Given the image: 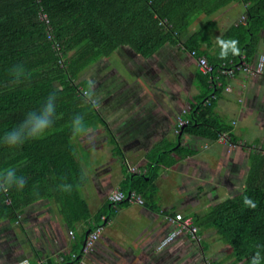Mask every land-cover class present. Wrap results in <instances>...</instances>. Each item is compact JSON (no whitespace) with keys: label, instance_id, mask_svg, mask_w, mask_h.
I'll use <instances>...</instances> for the list:
<instances>
[{"label":"trees","instance_id":"trees-1","mask_svg":"<svg viewBox=\"0 0 264 264\" xmlns=\"http://www.w3.org/2000/svg\"><path fill=\"white\" fill-rule=\"evenodd\" d=\"M232 2L244 4V20L228 26L211 52L202 47L212 46L214 21L210 18L182 42L198 16H211ZM263 29L264 0H0V137L28 112L39 111L50 93L57 94L54 124L42 139L15 149L0 143V171L11 167L26 179L22 190L15 185L6 193L0 190V220L18 223L23 210L41 199L59 204L68 227L90 216L80 195L87 177L72 142L80 135L73 133L71 121L80 114L88 128L105 122L87 98L89 84L77 77L88 65L121 46L131 47L142 57L153 55L165 44L194 52L195 57L204 56L212 70L206 74L196 71L199 93L190 102L187 122L180 126L182 134L216 141L227 133L236 143L239 137L233 124L215 111L227 78L220 71L231 65L230 61L235 66L250 63ZM232 39L239 42L240 53L228 50L221 58L219 41ZM110 141L115 154L122 155L114 139ZM172 153L192 155L195 150L185 147L180 136L176 142L156 144L147 158L170 166L177 161ZM157 173L158 168L148 173L129 172L121 188L127 187L125 194L135 191L147 204L156 189L153 180ZM244 181L239 194L211 205L204 216L196 217L203 227H213L230 247L231 261L214 259L208 261L210 264H249L257 250L264 264V147L249 154ZM64 184L71 185L70 192L61 190ZM246 199L256 207L247 205ZM128 203L127 199L109 202L114 208ZM102 211H108V219L115 209L110 212L106 205ZM95 221H102L100 214ZM79 250L74 245L60 264L72 261L73 254L77 255L73 261H78L82 255Z\"/></svg>","mask_w":264,"mask_h":264},{"label":"crops","instance_id":"crops-1","mask_svg":"<svg viewBox=\"0 0 264 264\" xmlns=\"http://www.w3.org/2000/svg\"><path fill=\"white\" fill-rule=\"evenodd\" d=\"M218 11H216L211 16H206L204 14L200 15L206 16L205 19L199 18V23L202 25L210 17V19L214 21V26L212 27L210 33L212 46L207 47L205 45H202V47L204 49L206 48L208 52H211L213 50L215 42L222 36L223 32L225 31L224 30L220 32L221 29H219L220 26L218 24V17L224 12L219 13ZM195 20L193 22H195ZM190 26L188 28L187 34L182 38V42L186 39V37H188L191 33L199 28L198 27L197 29L192 30ZM164 46H167V49L166 53L163 55L166 59L165 61H163V63L171 64L176 58L175 56H169V54L171 55L173 53H179L178 55L184 56L182 51L187 52L189 56L192 57L188 51L183 50L182 48H178L170 44H165L162 47ZM159 49L154 54H156ZM116 50L113 53H115ZM261 55H264V51H257L250 63H255ZM193 59L194 63L189 68V87H196L195 74L197 71V67L196 60L194 57ZM230 64H232L231 61ZM185 66L187 67L186 64L184 65V67ZM168 68L171 67L168 66ZM172 73L173 72L170 73V76H172ZM86 81L89 84V80ZM225 81L226 85L221 93L220 98L217 101L216 107L219 106L218 102L222 99L223 102L221 101V105L219 107L223 105L222 103H224V101H227V103H229L228 101L234 95H241L243 98L245 96L246 98L248 97V101L250 100V103L248 102V105H250L252 101L255 102L258 100V97L254 99L253 96L255 97L256 95L254 94H258L259 92H261V88L259 90L258 88L259 85H264V75H249L242 72L241 70H237L233 76H227ZM218 84H220V81L218 82ZM91 87L92 86L89 85V101L95 102L96 100L100 104V101L102 99L91 96ZM195 92L196 93L193 96L191 93H188L189 99L182 106H169L163 105L162 103L153 104L151 100H147L146 103L142 104V106L140 105V102H131L130 104L127 102L125 104L117 106L116 104L113 105L110 102V95L108 96V98H104L105 100L102 103V105L104 106V113L102 115V118L105 123L99 124L96 128L88 129L89 132H94L100 129V125L105 128L103 132L106 136V141L114 139L115 143H117L121 149L122 155H120L121 157H119L120 160L124 161V167H120L119 170L116 167L114 171L116 175H113L115 176L113 183L107 186L108 189L105 192L101 190L97 191L100 192V194H98L99 197L96 196L93 191L85 193L83 192V189L87 184L89 178L84 171L87 177V181L85 185L81 187L80 195L88 205L90 216L87 219L78 221L77 223H75V225H72V227H68L66 225L60 211V206L57 202L53 201L55 205L53 206L51 202L52 200H39L38 202H46L44 206L45 209L49 210L50 208L51 211L56 212V215H54L52 221L56 220V222L60 221L62 223V226H60V230L61 228L63 229L66 227L67 230L65 229L61 234L59 233L57 235H54V229H50V237H48V239H46L45 241V235H43V233L40 234L39 237L41 242L39 244L41 247H39L38 249L34 248L33 251L29 254L30 257L21 255L17 258V260L12 261L11 264H19L20 262L24 261L29 264H37V261L40 259L45 260L50 264H60L62 263L60 262V258L64 259L65 256H68V254L73 251L74 245L79 246L81 244L79 250L81 251L87 233L92 230V227L95 226H102L103 228L92 249L82 256L83 264H206L208 261L216 259L211 258L210 254L206 253L208 251V247H206L207 244L202 245L204 243H202V240L204 238L203 235L206 236V234L208 233L209 238H211L213 237L214 233H217V231L213 227H203L202 223L201 225L199 224L200 219H196V217L204 216L206 212L200 213L199 210L197 211V208L199 206H204L203 209L205 208L208 195H211V197L214 196L212 195V192L216 193L222 190H225V192H232V188H234V185L243 186V184H245L244 180L248 172L247 161L249 154L254 151L259 152L261 150L253 147L255 146V144H253L252 146L247 145V141L240 138H238V140L236 141L238 145H236L235 147H231L228 144L219 143L217 141L192 136L189 134H182V130L179 126V120L188 119L187 116L190 114V102L199 93V89L197 87L195 88ZM155 98H158V96H156ZM94 107L96 110H98L97 106ZM124 110L130 112L127 115V118H131L129 121L132 122L133 126L129 124V121H127L125 118L122 121H117L118 112ZM248 110L249 109L247 108V106L246 109L244 108V106H242L241 114L239 116L238 114L236 116H232L233 118H231V121H229L228 123L233 124V132L235 130V125L239 121L240 117H246L248 114ZM168 111H170V116L165 114ZM180 136L181 141L185 147L195 150L194 154L180 155L172 153L171 156L176 158L177 161L175 164L170 166H166L163 164L159 165L157 161L148 160V153L153 148V146L159 143L176 142V140H178ZM122 142H125L126 144L123 148L121 147ZM133 142L135 144L134 147L132 146ZM239 144L241 146H239ZM236 147L240 148L241 151L234 152V149H236ZM252 147L253 149L246 155L247 149L249 150V148ZM140 152H142V154ZM204 152H207V154H205L203 158H200L202 157V153ZM228 152H230L229 154H231V156L226 155L227 160H225L224 155L228 154ZM240 153H244L243 156ZM130 154H132V159L128 160L127 158ZM238 154H240V156L237 157L236 155ZM235 157L238 160H235ZM206 158L207 161H205ZM234 161H236L235 166L232 165L233 163H235ZM205 163L217 166V168H215L216 170L212 171L214 177H208V170L205 167ZM231 165L234 166V170L232 172L229 171ZM156 168H158V173L153 180V184L156 187L153 195L157 191L161 190L162 183L159 184V182L162 181L160 180H165V178H168L172 181L170 173L168 172H174L182 175L185 179V182L187 181V183L191 185L192 190L197 192V194H200L201 191L204 193V205H202L200 201L198 203V206H195L198 200L189 201L185 199H179L178 197L174 198L173 196L164 197V199H161V201H159L158 199H156V201H153L152 196L147 204H135L129 202L128 204L117 208H114L113 204H109L108 194L113 189L122 190V182L124 181L127 174H129V172L148 173L152 172V170ZM221 169H223L224 171L223 177L221 175ZM240 172H243L242 176ZM225 174H229V176L226 177ZM91 181H95L96 185L101 182L99 179H97V177H95L94 180ZM169 187H172L171 184L169 185ZM177 188H179V186H177ZM168 190L169 188L167 189V191ZM233 196H235V194L229 197ZM97 197L98 200L96 199ZM106 205H108L110 212L112 209H115L112 216H110L108 219L105 214L108 211H102ZM58 213L59 215H57ZM176 213H182L184 218H188L191 221V224L197 227V236L196 238L192 237L189 231L185 229L182 232L176 234L166 244H162V242L171 234V232L175 231L178 227L175 221H172L168 218L170 216H174ZM98 214L101 215L102 221L96 224L95 220ZM18 223H21V221L19 220ZM70 231H72V235L70 234ZM47 233L48 231H46V236ZM65 233L67 234V238H69L67 240V243L66 239L64 240L62 237ZM47 252L50 254H48Z\"/></svg>","mask_w":264,"mask_h":264},{"label":"rangeland","instance_id":"rangeland-1","mask_svg":"<svg viewBox=\"0 0 264 264\" xmlns=\"http://www.w3.org/2000/svg\"><path fill=\"white\" fill-rule=\"evenodd\" d=\"M218 12H224L218 17V24L220 26L219 29H221L220 32H222L231 24L244 20L245 7L244 4L240 2H234L227 5V7L225 6L224 8H221ZM199 18L205 19L206 16H200L195 20V22L191 23L190 28L192 30H195L202 25L199 23ZM166 49L167 46H164L153 56L142 57L129 46L118 47L116 52L111 54L109 57H100L94 63L84 68L78 74L77 79L89 80V82H91V96L102 99L100 104L96 100L93 102L94 106L98 107L97 112L100 113L101 116L104 113V106L102 103L105 100L104 98H108L109 95L111 96L110 102L113 105L116 104L117 106L127 102L129 104L131 102H140V105L142 106V104L146 103L147 100H151L153 104L162 103L163 105L169 106H182L189 99L188 93H191L192 96L196 93V87L191 85V87H189V68L193 65L194 59L193 57H190L187 52L181 50L184 56L178 55L179 53L169 54V56H175L176 58L171 64L163 63V61L166 60L163 56L166 53ZM257 51H264V29L260 33V41ZM185 64L187 67H184ZM168 66L171 68H168ZM171 72H173L172 76H170ZM255 76H259V74ZM76 82L78 81L76 80ZM260 88L261 92L254 94L256 95L255 97L253 96L254 99L258 97V100L255 102L252 101L250 105H248V102L250 103V100L248 101V97L246 98L245 96L243 98L241 95H234L228 101L229 103H227V101L222 103L223 105L221 107L223 108L219 107L221 105V101L223 102V99L218 102L219 106L216 107V111L220 117L224 121L229 122L231 121V118H233V115L236 116L238 114L239 116L241 114L242 106H244L245 109L247 106L249 109L248 114L246 117H240L239 121L235 125L234 133L237 134L240 139L246 140L248 143L247 145L252 146L255 144L253 147H256L258 150H261V148L264 147V85H259L258 90ZM156 96H158V98H155ZM129 113V111L125 110L118 112L117 121H122L124 118L129 121L131 119L127 118ZM169 113L170 111L165 114L170 116ZM129 124L133 126L130 121ZM99 128L100 129L94 132L88 131L87 133L72 139V142L76 146L84 171L90 178H88V182L85 185L83 192L93 191L96 196L100 194V192L97 191L101 190L105 192L108 189L107 186L113 183L115 178L113 175H116L114 172L116 167L118 170L120 167H124V161L120 160L121 156L118 154L116 155L113 151V145L110 144L111 141H106V136L103 132L105 128L102 127V125H100ZM89 137H91V139H89ZM125 145V142H122L121 147L123 148ZM134 145L135 144L133 142L132 146L134 147ZM239 146L241 145L239 144ZM238 147L234 149V152L241 151ZM253 147L249 148V150L247 149L246 155L250 153ZM140 153L142 154V152ZM229 153L230 152L224 155L225 160H227L226 155L231 156ZM205 154H207V152L202 153V157L200 158H203ZM240 154L236 156L238 157ZM243 154L241 155L243 156ZM127 159L131 160L132 154H130ZM235 160L238 159L235 157ZM205 161H207V158ZM234 162L235 163L232 165L235 166L236 161ZM232 165L229 169L230 172L234 170V166ZM205 167L208 170V177H214L212 171L216 170L215 168H217V166L205 163ZM221 170V175L223 177L224 171L223 169ZM168 173H170L172 181L168 178H165L167 181L164 179L160 180L162 181L159 182V184L162 183L161 190L157 191L153 195V201H156V199L161 201L164 197L173 196L174 198L178 197L179 199L189 201L198 200L195 206H198L200 201L201 204L204 205V193L202 191L200 194L193 191L191 185H189L187 181L185 182L184 177L179 173ZM240 173L242 176L243 172ZM225 176L228 177L229 174H225ZM95 177L101 181L98 185L95 184V181H91L94 180ZM170 184L172 187H169ZM177 186H179L180 189L177 188ZM243 187L244 184L243 186L234 185V188H232L233 191L231 190L232 192H225V190L216 193L212 192V195L214 196L211 197V195H208L205 208L203 209L204 206H199L197 211L199 210L200 213L207 212L211 205L231 195L239 194L243 190ZM168 188L169 190L167 191ZM121 189L125 193L128 191L125 185H123ZM98 197L96 198L97 200ZM51 202L53 206H55L54 202ZM45 204V201H40L26 207L19 215L21 223H12L6 219L0 220V264H11L12 261L17 260V258L21 255L30 257L29 254L34 248L38 249L41 247L39 244L41 242L39 237L40 234L43 233V235H45V241L48 237H50V229H54V235H57L59 233L61 234L67 228L65 226L66 228H61L60 230L62 223L60 221L56 222V220L52 221L56 212L51 211L50 208L49 210L45 209ZM57 215H59V213ZM46 231H48L47 236ZM62 237L64 240L66 239L67 243V240L69 239L67 238V234H63ZM203 237L202 243H204L202 245L207 244L208 251L206 253L210 254L211 258L223 259L225 260V263L232 260V258L229 257L230 247L218 233H214L211 238H209L208 233L206 236L203 235Z\"/></svg>","mask_w":264,"mask_h":264},{"label":"clouds","instance_id":"clouds-1","mask_svg":"<svg viewBox=\"0 0 264 264\" xmlns=\"http://www.w3.org/2000/svg\"><path fill=\"white\" fill-rule=\"evenodd\" d=\"M219 43L222 48L221 58L227 54L228 50H231L234 55L240 53V48L238 46L239 42L235 39L229 41L220 40ZM89 85L91 86V82H89ZM56 99L57 94L55 92L50 93L39 111L28 112L23 121L11 130L5 132L3 137H0V143L10 149H15L22 146L27 141L42 139L53 127L56 114ZM71 128L76 135H83L89 131L84 117L80 114H76L73 117ZM89 139H91V137H89ZM25 184L26 179L23 176H17L14 168L8 167L0 171V190L3 192L6 193L13 185H15L18 190H22ZM60 187L62 191H71V185L64 184ZM245 203L253 208L256 207V204L251 199H246ZM80 252H82V248ZM83 255L82 252L81 257ZM261 262V252L257 250L251 257L249 264H261Z\"/></svg>","mask_w":264,"mask_h":264},{"label":"built area","instance_id":"built-area-1","mask_svg":"<svg viewBox=\"0 0 264 264\" xmlns=\"http://www.w3.org/2000/svg\"><path fill=\"white\" fill-rule=\"evenodd\" d=\"M42 18H44V14H40ZM162 22H166V20H163ZM161 22V23H162ZM51 38V36L49 37ZM190 55L195 58L196 60V67L198 70H200L202 73L206 74L211 72L212 68L211 66L207 63V60L204 56H199L195 57L194 52H190ZM237 70H241L244 73H247L249 75H264V55L259 56L258 60L251 64V63H246V62H241L240 65L235 66L234 64L229 65L228 67L222 68L220 71L221 74H225L227 76H233ZM218 78V77H216ZM81 90V88H80ZM81 93L86 94L85 91H82ZM187 122V120L180 119L179 120V126L184 125ZM219 143H224L228 144L231 147H235L237 143L231 142L228 138L227 133H222L219 135L218 139L216 140ZM133 171V170H132ZM124 199H127L130 203H135V204H143L144 200L141 195L136 194L135 192H129L128 194H125L122 190L120 189H113L109 194H108V200L109 202L116 203L119 201H122ZM170 220L175 221L178 225L177 229L162 242V244H166L168 241H170L176 234L182 232L183 230H188L189 233L192 235V237L196 238L197 236V227L193 226L191 224V221L188 218H184L182 213H176L174 216L168 217ZM102 226H96L94 229L88 232V234L85 237V241L82 246V252L83 254L89 252L96 240L98 239L101 231H102ZM70 234L72 235V231H70ZM77 255L73 254L72 255V261H70L68 264H83V259L82 257L79 258L78 261H73L74 258H76ZM63 259L60 258V262H62ZM210 264L209 262H207ZM19 264H29L27 262H20ZM37 264H47L45 260H38Z\"/></svg>","mask_w":264,"mask_h":264}]
</instances>
